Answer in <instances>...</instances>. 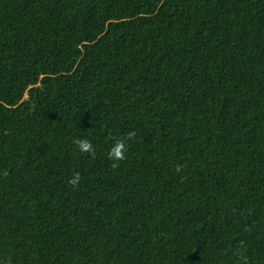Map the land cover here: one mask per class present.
<instances>
[{"label": "trees", "instance_id": "16d2710c", "mask_svg": "<svg viewBox=\"0 0 264 264\" xmlns=\"http://www.w3.org/2000/svg\"><path fill=\"white\" fill-rule=\"evenodd\" d=\"M0 264H264V0H0Z\"/></svg>", "mask_w": 264, "mask_h": 264}, {"label": "clouds", "instance_id": "9594fccd", "mask_svg": "<svg viewBox=\"0 0 264 264\" xmlns=\"http://www.w3.org/2000/svg\"><path fill=\"white\" fill-rule=\"evenodd\" d=\"M135 136V132H129L126 137L115 138L111 148L108 151V159L112 161H122L124 160L125 153L127 152V141H130ZM74 144L77 147V150L81 153H86L89 155H95V150L93 144L88 139L78 138L74 141ZM176 171H180V168L177 167ZM81 175L79 172L74 173L72 178L69 180V184L73 187H76L80 184Z\"/></svg>", "mask_w": 264, "mask_h": 264}]
</instances>
